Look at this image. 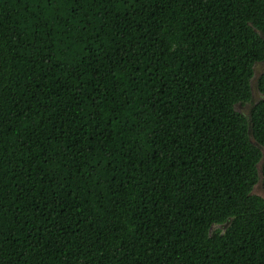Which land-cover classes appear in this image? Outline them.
<instances>
[{"label":"trees","instance_id":"trees-1","mask_svg":"<svg viewBox=\"0 0 264 264\" xmlns=\"http://www.w3.org/2000/svg\"><path fill=\"white\" fill-rule=\"evenodd\" d=\"M263 60L264 0H0V264H264Z\"/></svg>","mask_w":264,"mask_h":264},{"label":"rangeland","instance_id":"rangeland-1","mask_svg":"<svg viewBox=\"0 0 264 264\" xmlns=\"http://www.w3.org/2000/svg\"><path fill=\"white\" fill-rule=\"evenodd\" d=\"M264 71V60L263 61H259L255 64V76L252 79V84H253V90H254V100L251 104H246V105H237V108L239 110H241L243 113H245L246 115H248V113L250 112V109L252 107V105L256 102H258L261 97L262 94L260 93V91L257 89V79L259 78L260 74ZM254 192L257 194H260L261 196L264 197V189L262 186V182L260 181L254 188ZM225 225H215L213 226L212 231H214L216 228H225Z\"/></svg>","mask_w":264,"mask_h":264},{"label":"water","instance_id":"water-1","mask_svg":"<svg viewBox=\"0 0 264 264\" xmlns=\"http://www.w3.org/2000/svg\"><path fill=\"white\" fill-rule=\"evenodd\" d=\"M261 167V166H260Z\"/></svg>","mask_w":264,"mask_h":264}]
</instances>
